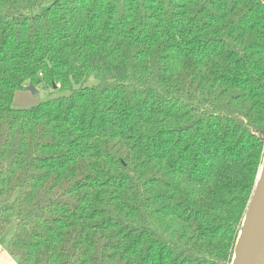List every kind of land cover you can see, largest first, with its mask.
I'll list each match as a JSON object with an SVG mask.
<instances>
[{"label":"trees","instance_id":"obj_1","mask_svg":"<svg viewBox=\"0 0 264 264\" xmlns=\"http://www.w3.org/2000/svg\"><path fill=\"white\" fill-rule=\"evenodd\" d=\"M263 153L264 0H0L17 264H230Z\"/></svg>","mask_w":264,"mask_h":264},{"label":"water","instance_id":"obj_2","mask_svg":"<svg viewBox=\"0 0 264 264\" xmlns=\"http://www.w3.org/2000/svg\"><path fill=\"white\" fill-rule=\"evenodd\" d=\"M27 89L36 92L32 84ZM230 264H264V153Z\"/></svg>","mask_w":264,"mask_h":264},{"label":"rangeland","instance_id":"obj_3","mask_svg":"<svg viewBox=\"0 0 264 264\" xmlns=\"http://www.w3.org/2000/svg\"><path fill=\"white\" fill-rule=\"evenodd\" d=\"M95 80L90 78L87 81V84H94ZM26 85L24 89L16 91L13 98V105L18 108H29L32 107L40 102L46 101L52 97L59 96L63 94L54 86L47 85V84H40L39 86L35 87L36 92L33 93L31 90L27 89ZM13 230H10L9 233L5 236V238L1 241L2 243H6L10 238Z\"/></svg>","mask_w":264,"mask_h":264},{"label":"crops","instance_id":"obj_4","mask_svg":"<svg viewBox=\"0 0 264 264\" xmlns=\"http://www.w3.org/2000/svg\"><path fill=\"white\" fill-rule=\"evenodd\" d=\"M0 264H17V262L7 253L4 244L0 243Z\"/></svg>","mask_w":264,"mask_h":264}]
</instances>
